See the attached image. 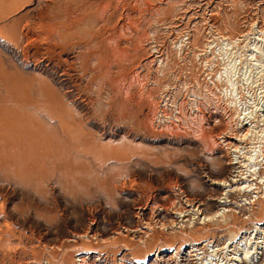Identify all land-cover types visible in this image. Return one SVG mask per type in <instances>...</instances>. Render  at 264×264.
Returning <instances> with one entry per match:
<instances>
[{
  "label": "rangeland",
  "instance_id": "1",
  "mask_svg": "<svg viewBox=\"0 0 264 264\" xmlns=\"http://www.w3.org/2000/svg\"><path fill=\"white\" fill-rule=\"evenodd\" d=\"M150 1L143 72L135 57L129 62L144 81L146 130L124 135L108 127L99 142L117 154L71 174L79 178L71 183H59L57 173L32 188L0 178V264H192L186 257L192 243L222 248L230 237L256 243L245 233L264 226V200L254 218L231 205L238 213L226 225L206 227L197 217L187 225L178 214L192 204L207 214L217 210L224 188L213 182L230 171L228 143L242 139L243 151L257 148L256 158L263 156L264 0ZM14 2L0 0V62L7 59L25 76L35 73L24 62L25 44L1 30L17 25L30 7L12 9ZM153 36L161 58L151 50ZM160 99L182 107L180 123L158 117L165 113ZM234 249L223 253L233 256ZM213 250L207 247L204 262L221 264L222 253Z\"/></svg>",
  "mask_w": 264,
  "mask_h": 264
},
{
  "label": "bare ground",
  "instance_id": "2",
  "mask_svg": "<svg viewBox=\"0 0 264 264\" xmlns=\"http://www.w3.org/2000/svg\"><path fill=\"white\" fill-rule=\"evenodd\" d=\"M152 2H14L12 9L20 5L30 7L17 25H4L1 30L4 35L25 44L24 62L35 73L24 76L7 59L0 62V178L5 185L32 188L49 181V174L56 176L55 173L61 176L59 183L62 180L74 182L79 178L72 179L71 174L82 173L92 163L117 154L99 142L106 136L108 127L124 135L133 128L138 133L146 130L149 118L145 112L144 81L142 75L131 73L129 62L135 57V69H143L140 59L147 40L148 15H154L151 14L155 7ZM160 27L158 22L154 23L155 34ZM155 37L150 45L157 55L160 51ZM174 106L179 114L175 116L177 123H180L182 107ZM242 141L235 139L227 144L230 171L226 179L213 182L224 188L223 197L215 200L217 210L207 214L202 206L192 204L191 209L179 210L178 216L187 219L182 220L184 224L192 225L194 217L206 227L214 221L228 224L230 218L236 217L235 208H239V214L247 210L254 218L253 208L264 200L261 165L264 153L259 160L257 148L245 152L241 148ZM205 143L212 149L217 146L212 139H206ZM1 232L4 233L0 224V236ZM245 234H255L256 243L248 239L238 244L235 237L226 240L229 243L226 248V242L222 248L212 242L203 247L192 243L186 257L192 258V264H206L207 247H213L214 253L220 251L223 255L221 261L217 259L221 264H264V226L253 227ZM233 245V256L223 253Z\"/></svg>",
  "mask_w": 264,
  "mask_h": 264
},
{
  "label": "built area",
  "instance_id": "3",
  "mask_svg": "<svg viewBox=\"0 0 264 264\" xmlns=\"http://www.w3.org/2000/svg\"><path fill=\"white\" fill-rule=\"evenodd\" d=\"M156 54L159 57L160 53L158 52ZM157 62L159 63L160 61L157 60ZM167 91L171 92L170 89ZM159 109L164 110V112L166 114H161V115L158 114V117H160L161 119H168L169 121H175V119H176V117H175L176 116V107L174 105H170L169 102H165V100L160 99ZM166 116H168V117H166Z\"/></svg>",
  "mask_w": 264,
  "mask_h": 264
}]
</instances>
